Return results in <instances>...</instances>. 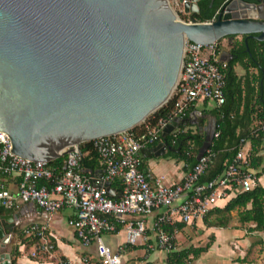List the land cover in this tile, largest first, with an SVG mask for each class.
<instances>
[{
	"label": "water",
	"instance_id": "1",
	"mask_svg": "<svg viewBox=\"0 0 264 264\" xmlns=\"http://www.w3.org/2000/svg\"><path fill=\"white\" fill-rule=\"evenodd\" d=\"M183 1L184 13L199 12V0ZM171 6L173 0H0V131L12 153L50 162L140 124L170 99L186 41H264V0H225L209 22H186ZM209 128L196 160L210 147L215 122ZM146 153L162 156L165 145ZM111 185L104 183L113 195ZM23 218L22 209L0 214V264H12L19 251L18 231L32 222Z\"/></svg>",
	"mask_w": 264,
	"mask_h": 264
},
{
	"label": "built area",
	"instance_id": "2",
	"mask_svg": "<svg viewBox=\"0 0 264 264\" xmlns=\"http://www.w3.org/2000/svg\"><path fill=\"white\" fill-rule=\"evenodd\" d=\"M183 3L173 0L171 7L178 17L184 13ZM225 68L226 62L218 59L216 42L203 45L186 41L168 115L152 117L129 130L89 141L99 155L101 176L83 175L79 146L64 153L63 167L56 170L50 162L28 161L13 154L9 137L0 131V206L17 210L21 204L32 203L49 217L62 208L71 209L68 226L83 247L95 246L97 257L92 261L83 256L76 264H124L126 248L139 242L143 243L146 254L175 250L177 224L202 221L218 202L250 191L256 182L243 146L220 174L207 181L201 178L213 157L210 147L192 167L185 164L187 170L183 179L174 184H166L141 168L142 152L160 143H164L165 151L168 149L166 142L159 140L165 127L178 122L167 134L172 143L186 131L181 126L197 101L224 103ZM260 129L264 131V119ZM191 154L190 146L185 155ZM8 177L19 179L16 197L5 187ZM105 182H119L116 198L108 193ZM153 212L157 214L148 226L145 217ZM120 227L125 241L114 251L105 244L102 235L116 233ZM22 232L38 238L37 247L30 253L32 258L53 252L54 245L48 239V222L32 223ZM146 254L143 259L127 264H149Z\"/></svg>",
	"mask_w": 264,
	"mask_h": 264
},
{
	"label": "trees",
	"instance_id": "3",
	"mask_svg": "<svg viewBox=\"0 0 264 264\" xmlns=\"http://www.w3.org/2000/svg\"><path fill=\"white\" fill-rule=\"evenodd\" d=\"M251 3H258L260 0H245ZM225 0H199L197 2L198 13H182L181 19L189 22H209L217 18V12L223 9ZM235 38V36H230ZM231 58L226 62L224 69L226 84L224 87L225 101L220 107L213 112L216 117V133L211 144L210 151L213 153L209 168L201 181L213 179L220 174L226 165L232 160L239 148H241L246 140L251 142V151L248 154L249 169L256 170L260 167L261 157L258 156L260 151V143L264 135V131L260 129V122L264 119V41H258L255 38H248L247 45L244 42V36L240 40H235L229 50ZM239 64L243 70V76H237L234 66ZM256 70V72L252 71ZM260 82V88H259ZM173 99H169L165 105L160 107L152 117H165L172 108ZM193 110V106L189 109L188 115ZM187 117L184 119L182 129L186 131L179 134L175 143H172L170 135L160 136V141H165L170 151L169 156L177 157L192 167L196 162V154L204 141L198 131H193L186 125ZM155 145V144H154ZM192 147V154L185 155V151ZM81 157V168L83 175L89 176L86 170L94 169L95 165L100 164V158L97 152L92 148L90 142L79 145ZM66 154L50 161L49 165L61 170L64 164ZM142 161L144 159L142 158ZM101 166V165H100ZM255 174V173H254ZM264 174V168L259 169L255 176L259 177ZM19 181V179H18ZM115 182H112L114 184ZM42 184V182H40ZM4 207L0 206V214L4 211ZM235 213L239 224H253L247 228L250 233L264 231V187L256 184L248 192H240L234 198L227 201L222 208H215L210 211L203 219L206 227L228 228L232 219V213ZM181 230L185 224L176 225ZM236 229L240 227H235ZM172 231V228H167ZM20 242H28L32 244L38 241L34 235H23L18 231ZM22 237V238H21ZM214 236L210 235L208 242L202 247L189 246L180 250H173L166 254V264H186L189 261L197 259L202 253L207 252L214 242ZM256 243V242H255ZM257 244H263L261 240ZM254 245V243H253ZM251 245V246H253ZM237 264H264V263H248L245 257L232 260ZM12 264H16L15 260ZM61 264H67L63 259Z\"/></svg>",
	"mask_w": 264,
	"mask_h": 264
},
{
	"label": "crops",
	"instance_id": "4",
	"mask_svg": "<svg viewBox=\"0 0 264 264\" xmlns=\"http://www.w3.org/2000/svg\"><path fill=\"white\" fill-rule=\"evenodd\" d=\"M218 14V12H217ZM242 36H235V38H230V36L225 37L219 41H217V56L220 61H225L230 59V48L232 43L235 40H240ZM239 68V69H238ZM234 70L237 74V76H243L244 70L239 65L236 64L234 66ZM252 71L256 72V70L251 69ZM259 88H260V82H259ZM220 107V105H217L212 100H199L193 105V110L190 112V114L187 117L186 125L192 129L193 131H198L202 136L205 138V131L203 128L210 129L209 127L213 125L215 122V132L216 133V117L214 116L213 112L216 108ZM192 121L197 122V124H192ZM200 126V129L198 128ZM215 136V135H214ZM260 151L258 152V156L261 157V163L260 167L256 170H252L253 173L256 174V172H259V169L264 168V135L262 137V141L260 143ZM243 149L247 154L251 151V142L249 140H246L243 144ZM170 151V149H167L165 153L162 156H155L150 153H146V157H143L144 161H142L141 168L143 170H149L153 176L162 179L166 184H174L179 181H181L184 177V174L186 172L185 162L178 159L177 157L169 156L167 153ZM169 156L172 158L175 162V169L167 170L164 168H161L163 163H160V159L162 157ZM180 163V166L178 164ZM98 171H103L102 166L100 164L95 165L94 169H88L86 172L89 176L93 177L98 174ZM18 178L17 177H8L5 179V187L11 192L13 196H17L18 194ZM256 184H260L262 187H264V174L260 175L259 177H256ZM114 189V196L115 198L118 196L120 191V184L119 182H115L111 185ZM235 196L233 195L232 198ZM230 198V199H232ZM228 200L220 201L218 202L212 209L215 208H222ZM27 205V203L21 204L19 209H22L24 213V221L32 220V223H47L49 224V234L48 239L51 241V243L54 245L53 252H50L48 254H40L37 257L32 258L30 256V253L35 250L37 247V243L33 242L32 244L26 242H22L20 246L18 242H20L19 237L15 238L14 248L19 247V251L14 253L12 255V259L15 260L16 264H61V261L65 259L69 264H76L78 263L83 256H88L92 261H96V249L94 245H91L87 248L83 247L80 243L78 237L76 236L74 230L68 226L67 221L72 215V210L69 208H62L59 211H57L52 216H47L43 211L38 209L34 204L32 206H27V208L24 209V207ZM18 210V209H17ZM26 210V211H25ZM16 211V210H15ZM157 213L153 212L150 215L146 216V224L148 226L151 225L155 215ZM234 212L232 213V215ZM134 217H132L133 219ZM136 218V217H135ZM138 218V217H137ZM29 224V225H30ZM192 225L200 226L204 225L203 220L193 223V224H185V226L179 230L176 233H181L183 231H186L191 227ZM248 227L252 226L253 224H247ZM206 227V226H205ZM247 227V228H248ZM206 228H216V229H227V228H217V227H206ZM20 232L23 235V238H26L28 235L23 234L22 230ZM248 233V231L246 230ZM245 231H242L241 228L236 229L234 227L233 229V235L239 236L242 240H246V233ZM250 233V232H249ZM256 233V232H253ZM260 235L258 237H255V239H251V242L261 240L263 242L262 244V250L264 254V231L258 232ZM214 236V242L211 245V247L208 249L207 252H204L201 254V256L197 259H194L192 261L187 262L186 264H192L193 262L197 261L198 259L202 258L205 254H208L211 252L213 245L215 242H218L217 235L211 234ZM210 237V236H209ZM22 238V237H21ZM103 241L106 245H108L111 249L114 251L117 250L119 247H121L124 244L125 241V234L123 229L120 227L119 230L116 233H105L102 235ZM206 244V243H205ZM193 246V245H191ZM204 246V245H202ZM197 246V247H202ZM196 247V246H194ZM13 248V247H12ZM187 248V247H185ZM8 247L4 249V251H8ZM157 253H164L165 254V261H166V252L164 251H153L151 253L146 254L145 248L142 242H139L137 245L134 246H128L126 248V252L123 258L124 264L130 263L135 260H141L145 257V254L147 255V260L149 264H154L155 261H160V259H156L157 256H155ZM238 258V257H237ZM243 258V257H242ZM160 264H163L159 262ZM232 259H224L222 264H232ZM264 263V262H261ZM166 264V262L164 263Z\"/></svg>",
	"mask_w": 264,
	"mask_h": 264
},
{
	"label": "rangeland",
	"instance_id": "5",
	"mask_svg": "<svg viewBox=\"0 0 264 264\" xmlns=\"http://www.w3.org/2000/svg\"><path fill=\"white\" fill-rule=\"evenodd\" d=\"M147 118L144 121H146ZM160 161H161L160 163L164 164L162 165L161 168L172 171L175 169L176 162L169 156L162 157ZM178 166H180V163L178 164ZM234 227H240L242 231L246 232L248 225L246 224L241 226L237 221V217L235 213L233 214V219L229 227L224 230L216 229V228H206L204 225H200L199 227L196 225H192L186 231H183L176 235L175 247L177 250H180L185 247H189L191 245L196 247L202 246L208 242L209 236L211 234H214L217 235L216 237L218 238V242H215L213 245L214 248H212L210 253L205 254L202 258L198 259L192 264H222L224 259L234 260L237 257L240 258L245 257L246 262L248 263L264 262L262 245L257 244V241L253 242L254 245L251 242L252 237L253 239H255V237H258L260 234L258 232L256 233L246 232L247 233L245 235L246 240L245 239L242 240L243 238L241 239L239 236L233 235ZM249 237H251V239H249ZM155 256H157L156 259L159 258L160 261H155L154 264H160L159 262L163 264L165 263L164 253H157ZM232 264H237V262L233 261Z\"/></svg>",
	"mask_w": 264,
	"mask_h": 264
},
{
	"label": "bare ground",
	"instance_id": "6",
	"mask_svg": "<svg viewBox=\"0 0 264 264\" xmlns=\"http://www.w3.org/2000/svg\"><path fill=\"white\" fill-rule=\"evenodd\" d=\"M156 110H157V109H156ZM152 113H153V112H152ZM148 116H149V115H148ZM148 116H147V117H148ZM147 117H146V118H147ZM146 118H145V119H146ZM145 119H144V120H145ZM144 120H143V121H144ZM141 122H142V121H141ZM141 122H140V123H141ZM138 124H139V123H138Z\"/></svg>",
	"mask_w": 264,
	"mask_h": 264
}]
</instances>
